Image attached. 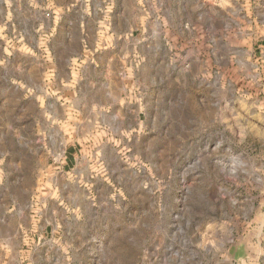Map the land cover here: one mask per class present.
Here are the masks:
<instances>
[{
	"label": "rangeland",
	"instance_id": "obj_1",
	"mask_svg": "<svg viewBox=\"0 0 264 264\" xmlns=\"http://www.w3.org/2000/svg\"><path fill=\"white\" fill-rule=\"evenodd\" d=\"M0 264H264V0H0Z\"/></svg>",
	"mask_w": 264,
	"mask_h": 264
},
{
	"label": "crops",
	"instance_id": "obj_2",
	"mask_svg": "<svg viewBox=\"0 0 264 264\" xmlns=\"http://www.w3.org/2000/svg\"><path fill=\"white\" fill-rule=\"evenodd\" d=\"M68 80H69V78H68ZM69 84V83H68ZM247 255H250V254H247ZM246 257V256H245ZM263 258V257H262Z\"/></svg>",
	"mask_w": 264,
	"mask_h": 264
}]
</instances>
